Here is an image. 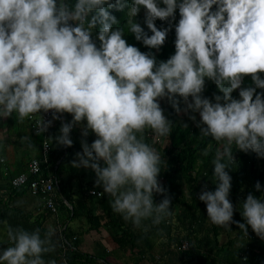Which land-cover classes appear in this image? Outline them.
Listing matches in <instances>:
<instances>
[{
  "label": "clouds",
  "instance_id": "1",
  "mask_svg": "<svg viewBox=\"0 0 264 264\" xmlns=\"http://www.w3.org/2000/svg\"><path fill=\"white\" fill-rule=\"evenodd\" d=\"M142 9L144 26L137 20ZM113 12L125 16L124 27ZM125 27L148 51L125 39ZM173 29L174 52L158 59ZM206 81L220 94L204 95ZM257 89L264 90V0H0V120L39 116L40 135L69 114L48 138L71 147L70 133L80 128L82 150L72 167L90 168L113 212L136 228L172 215L158 179L167 162L146 140L149 131L157 138L172 132L160 103L166 99L176 113H198L199 120L189 119L201 138L219 145L211 159L215 190L205 186L198 196L209 221L225 229L235 223L246 236L250 226L264 240L260 182V197L249 192L240 201L241 223L233 220L227 171L234 149L264 158V92ZM48 112L52 119L45 120L41 113ZM90 133L95 139L88 143ZM212 151L209 144L200 155ZM154 193L163 196L159 203ZM54 234L51 227L41 234L7 226L0 264H57L43 258L55 251Z\"/></svg>",
  "mask_w": 264,
  "mask_h": 264
},
{
  "label": "trees",
  "instance_id": "2",
  "mask_svg": "<svg viewBox=\"0 0 264 264\" xmlns=\"http://www.w3.org/2000/svg\"><path fill=\"white\" fill-rule=\"evenodd\" d=\"M113 14L120 20L118 26L124 27L125 16L120 12ZM137 20L144 26L143 9ZM156 23L158 27L162 24L159 20ZM174 38L173 29L169 32L163 48L156 53L158 59H167L174 52ZM125 39L139 47L141 51H148L127 32L126 27ZM251 83L250 77H246L244 86ZM257 91L264 92L262 89ZM213 93L220 94L214 83L206 81L204 95L211 98ZM232 95L238 98V90ZM160 103L165 115L173 122L172 132L169 137L161 138H157L150 131L146 133L147 142L153 144L167 162L166 168L162 165L158 179L171 197L172 215L166 217L159 225H152L149 220L144 221L141 228H136L130 221L126 222L121 215L113 212L110 207L111 197L95 186L94 172H76L71 164L73 159L71 149L75 145L78 146L81 140L79 127H74L70 133L73 140L71 147L59 146L48 138L58 134L61 120L65 122L71 120L67 113L62 114L61 120H53L48 130L40 135L32 131L30 119H26L24 123H17L16 126H13L16 122L15 114L13 117L5 118V121L0 120V129L5 123L7 136L5 144L12 143V139L17 136L20 140L19 145L25 142L28 150L31 149L22 157L21 168L17 169V174L9 177L8 188L4 189V194L8 192L11 194L15 190L28 192L27 185L13 186L10 179L21 173L30 178L36 176L28 173L27 164L32 158L41 156V146L45 140L48 144L47 161L41 164L40 174L55 181L53 204L56 211L47 209L42 203L44 208L42 212L54 221L55 234L52 240L56 244L54 253H57V257L53 259L59 260L57 264H111L106 258L108 253L126 258L128 264H141L142 261L149 264H173L169 258L166 259L167 262H162L163 256L170 253L173 254L172 259L178 261L176 264H264V240L257 237L250 226L246 236L235 223L230 224L229 229L212 224L207 218L205 203L198 199L205 186L209 191L215 190L211 159L219 145L211 138H201L196 122L189 119L190 115H196L199 120L198 113H176L166 99ZM180 106L184 107L182 102ZM183 124H187L188 127H184ZM21 137L26 139L22 142ZM85 139L91 143L95 137L90 133ZM209 144L212 145V153L208 157H202L201 151ZM233 155L236 162L231 169H227L232 177L229 199L234 205L233 220L243 223L240 201L246 198L249 192L257 197L261 196V192L256 191L254 187L256 181L260 182L261 189L264 190V158L257 157L253 152L245 153L238 149H234ZM75 173L79 175V179L77 186L73 187L70 180ZM89 190L97 191L100 195L93 197L88 193ZM62 198L68 202L67 205ZM161 199L162 195L154 193L156 203ZM6 200L7 198L0 195V225H4L3 231L0 229V248L8 246L6 228L9 225L22 226L29 231H32L31 227L39 228L42 234L43 227L40 226L39 217L30 221L29 218H25L27 216L17 211L14 214L9 213ZM58 209L63 213L61 223L57 222ZM77 218H83L88 229L97 235L98 250L88 253L80 250L76 233L66 224L67 220ZM144 227L148 230L144 231ZM101 232H104V236ZM183 241L187 245L186 248L177 249ZM155 244L160 248L157 254L153 250ZM43 258L46 262L50 260V257Z\"/></svg>",
  "mask_w": 264,
  "mask_h": 264
},
{
  "label": "crops",
  "instance_id": "3",
  "mask_svg": "<svg viewBox=\"0 0 264 264\" xmlns=\"http://www.w3.org/2000/svg\"><path fill=\"white\" fill-rule=\"evenodd\" d=\"M5 121V119H4ZM3 121V122H4ZM14 122V121H13ZM17 122H14L13 126H16ZM5 123L3 124L2 129H0V195L4 196V198H7V206H8V212L9 213H15L17 211L21 215H25L29 218L30 221H32L34 218L39 217L40 218V226L43 227L42 234L48 230L49 227L53 228L54 221L51 217H48L45 213L42 211L44 210L42 206V201L40 198L33 196L29 194L27 191H13L11 194L8 192L7 194H4V189H7L8 187V181L9 177L12 175L17 174V169L21 168V161L24 154L27 152H30L31 149L28 150V147L25 146V142H23V145H19V139L16 136L12 139V143L5 144L7 141V136L5 133ZM81 144L78 143V146L75 145L72 147L71 151L73 153V159H76L75 153L78 151H81ZM76 172H89L92 171L90 168L85 169L83 167L75 168L73 167ZM82 178V177H81ZM79 175L75 173L73 175V178L70 180V183L73 187H76L78 184ZM21 189V188H20ZM18 192V193H16ZM93 201L94 198H91ZM62 201L67 205V201L62 198ZM69 207V206H68ZM92 209V207H91ZM41 212V213H40ZM43 215L41 216V214ZM63 219V213L61 210L58 209L57 211V222L61 223ZM66 224L69 225L70 229L76 233V237L79 240L80 244V250L83 252H92L95 250H98V241H97V235L94 231L89 230L87 227V224L85 223L83 218H77L74 220H67ZM4 225H0L1 231H3ZM32 230L36 229L35 227H31ZM102 231V230H101ZM101 235L104 236V232H101ZM103 244H106L105 241H102ZM158 247V246H157ZM154 247V252L157 254L160 251L159 247ZM99 252V251H98ZM57 253L54 252L45 254L44 257L48 258L50 257V260L57 257ZM118 255V254H117ZM117 255H113L108 253L106 258L111 264H128L126 258L124 257H118ZM172 253L167 256H163L162 262H167V258L170 259V261L173 262V264H176L178 261L174 258L172 259ZM56 262H59V260H56ZM141 264H149L147 261H142Z\"/></svg>",
  "mask_w": 264,
  "mask_h": 264
},
{
  "label": "built area",
  "instance_id": "4",
  "mask_svg": "<svg viewBox=\"0 0 264 264\" xmlns=\"http://www.w3.org/2000/svg\"><path fill=\"white\" fill-rule=\"evenodd\" d=\"M42 117L45 120H50L52 118L51 112L41 113ZM39 116L33 117L30 119L31 129L36 133L35 130V120L39 119ZM48 149V144L45 140L42 142L41 146V156L39 158H32L27 164V171L30 175H36L34 178L28 177L25 173H21L10 179V183L13 186H24L27 185L28 192L33 196H38L43 205L50 209L51 211H56L53 204V198L55 196L53 187L55 186V181L50 178H44L40 174V166L43 163H46L47 157L46 152ZM89 194L93 197H98L100 194L97 191L89 190ZM186 243L183 241L177 249H185ZM63 255V250L61 251Z\"/></svg>",
  "mask_w": 264,
  "mask_h": 264
},
{
  "label": "rangeland",
  "instance_id": "5",
  "mask_svg": "<svg viewBox=\"0 0 264 264\" xmlns=\"http://www.w3.org/2000/svg\"><path fill=\"white\" fill-rule=\"evenodd\" d=\"M162 143V142H161ZM155 246L157 247L158 246V244H155ZM158 248V247H157Z\"/></svg>",
  "mask_w": 264,
  "mask_h": 264
}]
</instances>
